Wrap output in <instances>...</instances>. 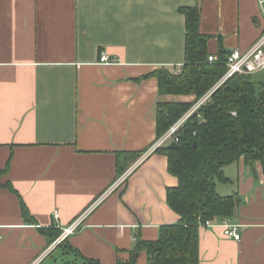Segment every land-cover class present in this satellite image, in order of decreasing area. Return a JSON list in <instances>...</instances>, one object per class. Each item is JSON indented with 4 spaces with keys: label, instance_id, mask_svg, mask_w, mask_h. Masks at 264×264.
Segmentation results:
<instances>
[{
    "label": "crops",
    "instance_id": "obj_1",
    "mask_svg": "<svg viewBox=\"0 0 264 264\" xmlns=\"http://www.w3.org/2000/svg\"><path fill=\"white\" fill-rule=\"evenodd\" d=\"M260 1L0 0V264H80L70 248L115 264L179 223L167 203L178 179L148 152L158 104L195 97L161 95L154 73L185 63L182 9H197L210 55L244 53L264 32ZM224 174L216 189L240 196L228 221L241 240L200 227V264H264V168L241 158ZM136 264H149L146 251Z\"/></svg>",
    "mask_w": 264,
    "mask_h": 264
},
{
    "label": "trees",
    "instance_id": "obj_2",
    "mask_svg": "<svg viewBox=\"0 0 264 264\" xmlns=\"http://www.w3.org/2000/svg\"><path fill=\"white\" fill-rule=\"evenodd\" d=\"M182 11L187 20L185 63L180 73L161 69L154 74L161 95H192L195 100L158 104L159 138L207 95L227 71L228 54L220 53L214 63L208 60V38L199 32L197 9ZM176 143V149L164 144L155 152L168 157V171L178 179V186L167 190V203L180 216L179 223L162 227L157 241H139L129 260L115 264H136L142 251H146L149 264H200L201 224L232 219L241 203L237 192L227 196L217 192L218 182L229 181L224 168L241 158L249 165L260 162L264 168V83L254 82L252 74H236L228 79L187 120ZM124 169L118 160V176ZM6 172L7 169L0 170V176ZM4 186L13 190L11 183ZM23 211L29 215L25 206ZM70 250L80 264H102Z\"/></svg>",
    "mask_w": 264,
    "mask_h": 264
},
{
    "label": "built area",
    "instance_id": "obj_3",
    "mask_svg": "<svg viewBox=\"0 0 264 264\" xmlns=\"http://www.w3.org/2000/svg\"><path fill=\"white\" fill-rule=\"evenodd\" d=\"M261 5H264V0L260 1ZM210 63H214L218 60L217 55H210L208 58ZM101 62L110 64L112 61L109 56L103 54L101 56ZM227 71L217 85L202 99H200L195 105L185 114L175 125H173L168 132L159 139V141L153 146L148 153L155 152L157 148L161 147L164 144H167L168 141L177 142L179 140V132L181 128L185 125L187 120L197 113L201 107L209 100L212 93L228 79L233 77L236 74H254L261 70H264V32L258 38L256 43L246 52H241L239 50H234L227 55L226 60ZM181 69L177 70L176 73H180ZM233 115H236L233 113ZM55 219L58 220L60 214L55 212ZM83 218H79L73 222L69 227L63 230L62 234L54 241L53 246L59 245L68 239L70 236L75 235L82 225ZM201 227H221L223 228L224 235L229 239H234L235 241L241 240V234L239 232L240 225L230 223L228 220L222 222L214 223L207 221L206 223L201 224ZM1 239V237H0Z\"/></svg>",
    "mask_w": 264,
    "mask_h": 264
},
{
    "label": "rangeland",
    "instance_id": "obj_4",
    "mask_svg": "<svg viewBox=\"0 0 264 264\" xmlns=\"http://www.w3.org/2000/svg\"><path fill=\"white\" fill-rule=\"evenodd\" d=\"M252 80L256 82L257 84H263L264 83V70H261L259 72H256L252 75ZM172 143V140L168 141V145Z\"/></svg>",
    "mask_w": 264,
    "mask_h": 264
},
{
    "label": "water",
    "instance_id": "obj_5",
    "mask_svg": "<svg viewBox=\"0 0 264 264\" xmlns=\"http://www.w3.org/2000/svg\"><path fill=\"white\" fill-rule=\"evenodd\" d=\"M169 148H170V149H176V148H178V145H177L176 142H172V143L169 145Z\"/></svg>",
    "mask_w": 264,
    "mask_h": 264
}]
</instances>
